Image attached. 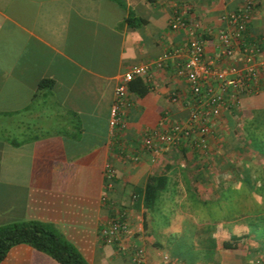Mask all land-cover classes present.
<instances>
[{
    "label": "crops",
    "instance_id": "0c3cea01",
    "mask_svg": "<svg viewBox=\"0 0 264 264\" xmlns=\"http://www.w3.org/2000/svg\"><path fill=\"white\" fill-rule=\"evenodd\" d=\"M122 1L125 8L111 0H0V225L48 223L88 264H131L116 242L100 235L107 219L121 213L129 228L121 243L140 245L144 264H255L261 248L247 246L243 237L248 232L231 231L218 240L211 230L194 228L190 243L183 245L180 218L191 215L172 209L174 216L170 213L155 235L150 211L162 200L151 208L137 200L152 174L164 173L169 189L211 185V167L195 160L189 146H166L156 155L139 146L144 127L158 128L160 120L181 121L189 114L185 85L171 64L151 69L144 95L126 93L120 114L124 128L111 133L108 126L121 73L184 43L182 31L169 29L174 10L199 22L205 53L224 66L214 48L220 14L244 0ZM250 1L248 33L264 36V0ZM127 10L145 22L130 27L124 22ZM40 79L53 83L37 88ZM170 91L178 94L174 103ZM250 123L264 126V92L239 94L235 107L214 118L206 141L211 135L228 136L222 145L228 150L233 136H253L247 132ZM106 166L113 172L111 188L104 186ZM202 174L208 181L201 180ZM169 199L178 205L206 201ZM168 234L174 235L172 242L158 239ZM231 236L240 238L237 245L223 248L222 240ZM160 253L167 254V262ZM0 264L59 263L20 243L8 249Z\"/></svg>",
    "mask_w": 264,
    "mask_h": 264
},
{
    "label": "built area",
    "instance_id": "2783aa9c",
    "mask_svg": "<svg viewBox=\"0 0 264 264\" xmlns=\"http://www.w3.org/2000/svg\"><path fill=\"white\" fill-rule=\"evenodd\" d=\"M251 10V1L244 0L234 10L220 14L222 25L216 32L214 48L217 56L226 62L224 66H218L215 58L205 53L199 22L189 20L174 10L169 20V29L182 31L185 35L184 43L164 50L150 62L133 66L121 73L109 107L110 132L125 127L120 114L126 103V83L135 77L149 83L152 79L151 69H161L169 63L174 75L185 85L189 114L181 121L160 120L158 128L144 127L140 133L139 146L149 154L156 155L166 146L195 137L198 145L204 149V136L210 132L209 121L218 117L224 108L233 107L237 94L256 93L260 90L264 92V36L256 38L246 32ZM169 99L172 103L176 102L178 94L170 91ZM129 159L136 161L137 156L130 155ZM104 171V186L111 188L113 172L107 166ZM128 233V224L121 213L109 217L100 231L104 241L116 242L117 249L129 256L131 264H144V250L140 245L121 243V239H126ZM160 257L168 261L167 254L160 253Z\"/></svg>",
    "mask_w": 264,
    "mask_h": 264
},
{
    "label": "rangeland",
    "instance_id": "374dc122",
    "mask_svg": "<svg viewBox=\"0 0 264 264\" xmlns=\"http://www.w3.org/2000/svg\"><path fill=\"white\" fill-rule=\"evenodd\" d=\"M248 127L247 132L253 136H233L234 140L228 150L222 148L228 136H211L201 157L203 163L211 167L210 175L207 173L211 185L202 184L199 188L190 185L187 188H166L161 192L156 202L162 200L163 204H155L150 211L152 233L156 235V232L163 229L167 218L172 214L171 210L176 211L178 208L180 212L191 215L180 218L183 233L179 240L183 245L188 246L190 243L189 235L194 228L209 232L211 230V234L217 236L218 240L228 232L243 230L251 235L243 237L247 246L252 248L257 245L261 248L255 253L257 256L254 263L264 262V126L250 123ZM219 146L225 149L224 152L218 150ZM205 176L202 174L201 180L206 178L204 181H208ZM175 196L206 201H185L186 204L178 205L169 199ZM171 222L174 227L178 226L177 220L172 219ZM168 235L158 239L168 244L174 240V235ZM188 253L185 255L191 257L192 253Z\"/></svg>",
    "mask_w": 264,
    "mask_h": 264
},
{
    "label": "trees",
    "instance_id": "16d2710c",
    "mask_svg": "<svg viewBox=\"0 0 264 264\" xmlns=\"http://www.w3.org/2000/svg\"><path fill=\"white\" fill-rule=\"evenodd\" d=\"M111 1H113L120 7L125 8V4L122 0H111ZM124 22L130 27H136L143 24L145 22V19L140 17H134L131 14V11L127 10L126 16L124 18ZM246 32H248V26L246 28ZM52 83L53 81L51 79H40L37 83V88H41V87L49 88L52 85ZM126 88H127V92L131 91L135 93L137 96L144 95L148 90V87L145 84L144 80L139 77H135L131 79L129 82H127ZM259 92H263V91L260 90ZM240 94H245V93H240ZM238 95L239 94L236 95V101ZM235 105L233 107H235ZM213 120L214 119H211V121H209L208 123L209 126L213 125L212 124ZM209 133L206 136H204L206 146H208V142H209L206 141V138H208ZM194 138L195 137L186 138L185 140L175 145L189 146L188 149L191 150L192 154L196 158L195 160L199 161L200 163H203L201 156L207 148L205 147L204 149H202L198 145V141ZM167 181H168L167 176L164 173L149 175L146 179L142 191L138 194L140 195V197H138L137 200L140 199L142 206L144 208H151L155 203V200L160 197L161 192H163L166 189ZM248 235L249 237L251 236L249 233L247 234V236ZM239 239H240L239 237L231 236L230 238L222 240L221 245L223 248H234L237 245V241ZM20 243L27 244L32 248L47 254L59 264H88L78 253V251L69 242H67L52 227V225L48 223H44L36 220H24V221H18V222H12V223L0 225V261L4 258L6 252L11 246Z\"/></svg>",
    "mask_w": 264,
    "mask_h": 264
}]
</instances>
